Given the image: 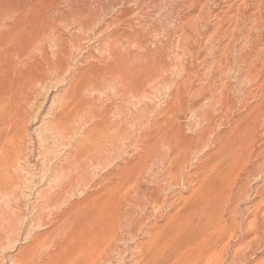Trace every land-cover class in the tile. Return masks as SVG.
I'll return each mask as SVG.
<instances>
[{
	"label": "rangeland",
	"instance_id": "obj_1",
	"mask_svg": "<svg viewBox=\"0 0 264 264\" xmlns=\"http://www.w3.org/2000/svg\"><path fill=\"white\" fill-rule=\"evenodd\" d=\"M79 85L61 126L71 134L56 136ZM11 99L30 114L6 166L20 184L0 196V264L70 209L87 223L88 264H264V0H0V101ZM77 165L81 185L48 205Z\"/></svg>",
	"mask_w": 264,
	"mask_h": 264
},
{
	"label": "bare ground",
	"instance_id": "obj_2",
	"mask_svg": "<svg viewBox=\"0 0 264 264\" xmlns=\"http://www.w3.org/2000/svg\"><path fill=\"white\" fill-rule=\"evenodd\" d=\"M32 4V3H31ZM40 5V4H39ZM21 7V6H20ZM40 7V6H39ZM31 8V7H30ZM38 8V7H37ZM26 9V8H25ZM54 9V8H53ZM16 10V9H15ZM17 10H20V8H18ZM32 10H34L32 8ZM72 10V9H71ZM10 11V10H9ZM23 11V10H22ZM29 11V10H28ZM76 10H74L75 12ZM79 11V10H78ZM31 12V11H30ZM81 12V11H80ZM90 12V11H89ZM88 12V13H89ZM6 13V12H5ZM46 13V12H45ZM65 13V12H63ZM73 13V12H72ZM15 14V13H14ZM19 14V13H18ZM25 14V13H24ZM2 15V14H1ZM7 15V14H6ZM46 15V14H45ZM8 16V15H7ZM6 16V17H7ZM63 16V15H62ZM74 16V15H73ZM86 16V15H85ZM88 16V15H87ZM86 16V17H87ZM14 17V16H13ZM43 17V16H42ZM45 17V16H44ZM60 17V16H59ZM17 18V17H16ZM19 18V17H18ZM89 18V16H88ZM42 19V18H41ZM38 20V18H37ZM87 20V19H86ZM17 20H15L16 22ZM34 21V19H33ZM31 22V20H30ZM35 22V21H34ZM19 23V22H18ZM39 23V21H38ZM43 23V22H42ZM16 24V23H15ZM17 26V25H16ZM83 34V33H82ZM62 46V45H61ZM62 53V52H61ZM64 55V54H63ZM68 56V54H67ZM65 58V57H64ZM65 60V59H64ZM57 64V63H56ZM64 65V63H63ZM136 65V64H135ZM139 67V66H138ZM58 72L63 71L64 72V67L60 66L59 68H57ZM78 73V72H77ZM59 76V75H58ZM114 79V78H113ZM115 80V79H114ZM113 80V81H114ZM72 81V80H71ZM118 81V80H117ZM123 80H121L122 82ZM128 81L129 83V88H130V93L132 95V97L130 96V98H134L135 102L136 99L138 98V89H137V69L134 68L133 70H131V72L128 74ZM124 82V81H123ZM89 84V83H88ZM90 84H94V83H90ZM113 84V83H111ZM120 84V83H119ZM122 84V83H121ZM95 85V84H94ZM99 85V84H98ZM124 85V84H123ZM88 86V85H86ZM86 86H77L76 89L67 96V99H65L61 105L60 113H58L55 116V121L54 124L55 126L52 127L51 131L53 132L54 135L56 136H64L66 137L68 134V132H65V130H62L64 128H61V126L63 124L66 125V122L64 120V116L66 114H68L69 108H71L72 103L74 104V102L78 103L79 99L83 96L82 94L84 92H86L88 89ZM121 86V85H119ZM98 87V86H97ZM93 90V88H90ZM99 88L94 89V93L95 91H98ZM101 90L102 87H100ZM100 90V91H101ZM71 92V90H70ZM93 92V91H92ZM90 93V92H88ZM117 93V92H116ZM119 93V92H118ZM87 94V92H86ZM142 95V93H141ZM121 97V96H120ZM125 97V95H124ZM140 97V94H139ZM65 98V97H64ZM121 100V99H120ZM19 100H16V102ZM119 101V100H118ZM24 102V101H23ZM62 102V101H61ZM122 102V101H121ZM22 103V102H21ZM20 102L19 104H15V102L11 100H9V102H1L0 101V196L1 198L3 197V195L5 193H7L10 195L12 193V191L10 190V188L12 187V181L15 180L16 182V186L18 187V185L20 184V180H19V176L17 175V173L15 171H11L9 169H7V165L10 164L11 162H13L12 160H17L19 159L18 155H17V151L22 153V149H19L18 146L14 147L16 145V141L19 140V130L20 128L24 127V125L26 124L27 120H28V116L30 114V112L27 111L26 108V104L22 105ZM123 103V102H122ZM131 103H134L133 101ZM131 103L129 102L128 104L131 105ZM21 104V105H20ZM125 104V103H124ZM123 104V105H124ZM138 104V103H137ZM129 105V106H130ZM74 106V105H73ZM136 106V105H134ZM60 107V106H59ZM116 108V107H115ZM119 108V107H118ZM123 108V107H122ZM125 108V107H124ZM128 108V107H127ZM130 108V107H129ZM136 108V107H134ZM132 108V109H134ZM126 110V109H125ZM138 109H136L137 111ZM129 111V110H128ZM77 112V110H76ZM125 112V111H124ZM134 115L137 114V112H133ZM138 115V114H137ZM125 116V115H124ZM128 116V115H127ZM66 117V116H65ZM70 117V116H69ZM127 118V117H126ZM140 118V117H139ZM136 117V119H139ZM128 119H130L128 117ZM135 118H133L134 120ZM125 120V119H124ZM130 121V120H128ZM125 121V122H128ZM132 121V119H131ZM135 121V120H134ZM133 122V121H132ZM68 123V122H67ZM136 123V122H135ZM134 123V124H135ZM138 123V122H137ZM70 125V124H69ZM66 127H69L66 125ZM70 129V128H69ZM94 129V128H93ZM116 130V128H115ZM71 134V132H70ZM118 135V134H117ZM104 137V136H103ZM89 137H87L88 139ZM118 138V137H117ZM86 139V140H87ZM100 139V138H99ZM102 139V138H101ZM107 140V139H106ZM118 140V139H117ZM88 142H90L88 140ZM115 142V141H114ZM117 142V141H116ZM106 143V142H105ZM109 143V141L107 142ZM88 145V144H87ZM103 145V144H102ZM116 145V144H115ZM94 146V145H93ZM92 146V147H93ZM106 146H104L105 148ZM102 149V148H101ZM84 150V148H83ZM94 151V150H93ZM86 152V151H85ZM89 152V149H88ZM99 152V151H98ZM103 152V151H102ZM87 153V152H86ZM85 153V154H86ZM95 153V152H94ZM99 154V153H98ZM107 154V153H106ZM105 155V154H104ZM84 156V155H83ZM83 156H81L82 158H84ZM99 156H101L99 154ZM12 157H14V159H11ZM74 158V157H73ZM106 158V157H105ZM72 160V159H71ZM70 162V161H69ZM68 163V160L67 162ZM78 163V162H77ZM61 168V167H60ZM71 168V166H70ZM81 166H76L75 167V171L77 170V173L80 172L81 174H78L75 177H69L70 175L74 174L75 172L72 171L68 173L69 176L63 178V179H59L55 184H56V188H57V192H53L50 193L49 195H46V200H47V204L54 207L57 206L59 203L62 202V200H65L66 197L70 194H73L76 189L81 185L82 181H83V175H82V171H81ZM73 169V167L71 168V170ZM15 184V183H14ZM18 184V185H17ZM15 186V187H16ZM14 187V188H15ZM51 187V186H50ZM115 187V186H114ZM113 187V188H114ZM12 188V189H14ZM54 188V186H53ZM113 188L111 187L110 189L113 190ZM17 190V189H15ZM115 190V189H114ZM113 190V191H114ZM17 192V191H15ZM14 192V193H15ZM110 192V191H109ZM115 192V191H114ZM108 193V192H107ZM43 194V193H42ZM106 194V193H105ZM112 194V193H111ZM13 195V193H12ZM17 196V195H16ZM45 196V195H44ZM11 197V195H10ZM4 198V197H3ZM14 198V195H13ZM10 199V198H9ZM5 200V199H4ZM114 201V200H113ZM9 203V202H7ZM12 203V202H11ZM114 205V204H113ZM58 207V206H57ZM103 207V206H102ZM56 209V207H55ZM199 211V210H198ZM6 212V211H5ZM90 212V211H89ZM92 213V212H91ZM123 213V212H122ZM200 213V212H199ZM80 213H77L76 209H70L69 211H64L61 215V218L58 222H56L54 224V228L48 232V234L45 235V238L47 239L46 241H42L40 246L37 245V247L35 249H33L32 251L28 252V253H22L21 255L23 257H20V259H17V261H15V264H26L28 263V259H34L31 260V262H33V264H88L89 262V255H88V248H89V244H88V240L90 239L89 237V233L85 232L86 227H87V223L81 224L78 221V216ZM119 214V213H118ZM97 215V214H96ZM120 215V214H119ZM125 215V214H123ZM207 216V215H206ZM87 217V216H86ZM90 217V216H89ZM116 217V216H115ZM234 217V216H233ZM125 218V217H124ZM87 219V218H86ZM126 219V218H125ZM192 219V218H191ZM190 219V220H191ZM234 219V218H233ZM189 220V221H190ZM88 221V220H87ZM192 221V220H191ZM126 222V220H125ZM71 229V231H70ZM88 230V229H87ZM154 234V233H153ZM117 235V234H116ZM156 237L162 238V236H160L158 234V232L156 234H154ZM40 236V235H39ZM121 240L120 237H115L114 240L112 242L118 243V241ZM29 241V240H28ZM158 242V241H157ZM36 243V242H35ZM33 245V244H32ZM31 245V246H32ZM39 247H45V248H51L52 250H50L49 255L45 256L46 259L38 260L39 262L37 263V256H39L40 250ZM173 247V246H172ZM44 248V250H45ZM168 250V249H167ZM165 250V251H167ZM46 251V250H45ZM44 251V252H45ZM48 251V250H47ZM52 251V252H51ZM118 251V248L116 246V244L112 247L111 252L112 253H116ZM25 252V251H24ZM42 252V251H41ZM168 252V251H167ZM159 253V251H158ZM24 254V255H23ZM160 254V253H159ZM20 255V256H21ZM18 258V257H17ZM122 258V257H121ZM151 258V257H150ZM155 258V257H153ZM161 258V256H160ZM160 258H155L154 261L156 259H158V261L160 260ZM36 259V260H35ZM43 259V258H42ZM164 259V258H163ZM103 260V259H102ZM111 260V259H109ZM151 260V259H150ZM137 261V260H136ZM161 261V260H160ZM163 261V260H162ZM17 262V263H16ZM102 262V261H101ZM30 263V262H29ZM31 264V263H30Z\"/></svg>",
	"mask_w": 264,
	"mask_h": 264
}]
</instances>
